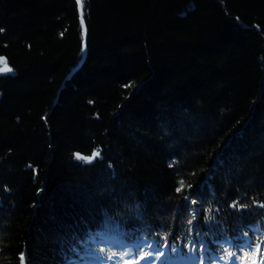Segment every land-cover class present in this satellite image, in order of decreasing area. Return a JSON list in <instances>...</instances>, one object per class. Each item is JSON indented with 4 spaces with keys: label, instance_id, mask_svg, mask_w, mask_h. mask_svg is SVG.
I'll return each instance as SVG.
<instances>
[{
    "label": "trees",
    "instance_id": "trees-1",
    "mask_svg": "<svg viewBox=\"0 0 264 264\" xmlns=\"http://www.w3.org/2000/svg\"><path fill=\"white\" fill-rule=\"evenodd\" d=\"M83 13L82 51L76 0H0L14 70L0 73V264L22 252L96 264L101 248L123 264L145 240L179 247L186 196L208 218L211 264L252 262L264 250V0H84ZM240 233L250 246H233Z\"/></svg>",
    "mask_w": 264,
    "mask_h": 264
},
{
    "label": "snow or ice",
    "instance_id": "snow-or-ice-1",
    "mask_svg": "<svg viewBox=\"0 0 264 264\" xmlns=\"http://www.w3.org/2000/svg\"><path fill=\"white\" fill-rule=\"evenodd\" d=\"M77 5L80 8V24L82 27V31L85 34V39L82 41V51L86 49V35H87V27H86V21L85 16L83 13V7H84V0H76ZM0 31H3V29H0ZM63 35V33H61ZM14 70L11 68L6 59L4 57H0V73H13ZM127 87V85L125 86ZM101 156L100 151H94L90 156H82L81 153L76 152L75 158L78 160H84L86 162H92L95 158H98ZM193 187V186H190ZM181 191L180 188L177 189V192ZM183 203L187 206V211H190L192 213V220L189 221V224L191 227L189 228L188 232L185 233L183 240L180 242V246H177V243L175 242V237H173V242L169 243L167 240L161 244V242L157 239L155 241L153 240H145L142 247H147L149 251L143 252L142 255H140L139 260L144 261L146 258H149L146 260V264H169L168 261V253L171 252L172 254H180L183 252L185 248L188 249L187 255H189L194 261L195 264H211V257L208 255L209 248L207 244L200 239L202 236L206 235L203 231L200 230L199 227V221L197 217H201L205 220V222H208V218L203 216V211L201 210L199 213L196 212V209L192 207V205L195 203L194 201L190 200L187 196L184 197ZM182 211V210H181ZM239 241V243H236ZM233 243L234 247H248L251 245L250 239L244 234L240 233L236 237H232L231 241ZM259 245L256 246L255 251L259 252ZM131 251H141V246H137L135 249H132ZM155 253V255H153ZM129 251H125L123 253L124 256L129 255ZM255 254V253H253ZM98 255L100 257V261H102V264H109V262L112 260V256H108L106 253V250L104 248H101L98 250ZM117 255V254H113ZM219 259V257H216ZM20 262L21 264H25V255L22 252L20 254ZM30 264V261H29ZM128 264H139V261L135 262H128ZM233 264H235V261H233ZM252 264H256V262L253 260Z\"/></svg>",
    "mask_w": 264,
    "mask_h": 264
},
{
    "label": "rangeland",
    "instance_id": "rangeland-1",
    "mask_svg": "<svg viewBox=\"0 0 264 264\" xmlns=\"http://www.w3.org/2000/svg\"><path fill=\"white\" fill-rule=\"evenodd\" d=\"M147 248V247H146ZM148 249V248H147ZM260 249V248H259ZM125 250H127V249H125ZM127 251H129V250H127ZM130 252V254H131V251H129ZM255 252V256H257L256 257V259H254V261L256 262V264H264V250L263 249H260L259 250V252H256V251H254ZM129 254V255H130ZM128 255V256H129ZM129 258V257H128ZM127 259V258H126ZM148 259H150V257L149 258H146V260H148ZM146 260H144V261H141V260H139V264H146ZM177 259H174L173 260V262L174 261H176ZM125 262H127L126 264H128V262H130V260L129 259H127ZM131 262H134V261H131ZM98 264H102V263H98ZM173 264H175V263H173ZM179 264H181V263H179ZM187 264V263H186Z\"/></svg>",
    "mask_w": 264,
    "mask_h": 264
},
{
    "label": "water",
    "instance_id": "water-1",
    "mask_svg": "<svg viewBox=\"0 0 264 264\" xmlns=\"http://www.w3.org/2000/svg\"><path fill=\"white\" fill-rule=\"evenodd\" d=\"M80 62H81V61H80ZM80 62H79V63H80Z\"/></svg>",
    "mask_w": 264,
    "mask_h": 264
}]
</instances>
